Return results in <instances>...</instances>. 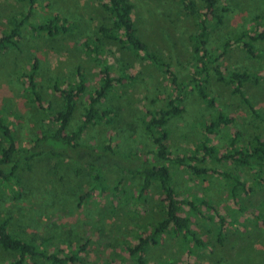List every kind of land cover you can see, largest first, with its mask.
<instances>
[{"label": "rangeland", "instance_id": "374dc122", "mask_svg": "<svg viewBox=\"0 0 264 264\" xmlns=\"http://www.w3.org/2000/svg\"><path fill=\"white\" fill-rule=\"evenodd\" d=\"M192 1L198 11L188 15L179 0H131L137 34L149 50L169 62L181 80L192 71V35L204 13L203 1ZM24 8L23 0H0V31L8 27L6 18L19 15ZM33 8L29 24L48 20L58 11L70 22L71 29L55 38H45V35H31L29 28L23 26L18 48L0 53V110L17 145L22 147L46 127L49 115L28 101L21 73L30 66V59L36 57V84L43 104L49 103L53 111L60 107V98L50 85L73 83L75 67L80 65L87 79L86 91L80 98L78 113L81 112L98 81V64L84 55L81 42L92 37L95 26L105 16L97 0H34ZM217 8L221 22L212 21L208 47L214 54H220L223 43H228L220 54L221 69L225 73L246 71L252 75L241 86L252 108L237 93H232L233 86L220 83L210 75L207 92L213 105L207 106L196 90L191 89L181 102V113L167 123L169 149L173 154L192 153L204 140L205 125L218 115L229 116L232 122L215 125L213 132L207 134L216 152L227 150L236 131L237 147H248L254 136L264 138V39L253 38L264 26V0H218ZM245 43L252 45L251 52ZM103 46L107 52L105 61L112 65L114 73H121V63L128 62L129 73L134 76L131 82H120L122 85L115 82L114 89L98 101V107H110L119 113L116 121L90 125L84 135L92 146L112 145L114 163L101 171L103 177L98 185L92 182L87 169L75 172V167L67 161L57 163L41 158L34 166L38 178L35 184L31 183L28 172H19L21 188L28 184L33 190L38 188V194L23 195V199L14 202L2 201L0 210H8L11 231L21 238L33 239L47 252L58 250L57 254H62L78 250L86 262L82 264H103L108 260H114L115 264H135L124 247L134 243L159 217V193L154 187L145 197L138 195V175L121 166L134 168L143 161L141 151L153 149L141 130L140 119L146 108L162 104L168 80L159 68L120 49L116 42ZM77 119L78 114L71 129ZM255 159L251 165L239 166L206 158L203 164H198L207 169L201 175L169 164L177 197L186 198L195 206L192 209L182 204L180 214L188 217L190 228L205 245L197 246L193 241H182L179 234L168 233L159 244L147 249L148 262L264 264V161ZM258 162L262 173L257 178L253 164ZM227 171L240 175L245 182L247 191L240 196V203L229 197L228 180L220 174ZM87 184L91 194L77 204V196ZM3 187L0 186V192L3 191L0 195L10 197ZM200 198H208L225 217L221 241L216 238L217 218ZM12 256L13 253L0 249V264H7ZM35 263L47 264L41 259Z\"/></svg>", "mask_w": 264, "mask_h": 264}, {"label": "trees", "instance_id": "16d2710c", "mask_svg": "<svg viewBox=\"0 0 264 264\" xmlns=\"http://www.w3.org/2000/svg\"><path fill=\"white\" fill-rule=\"evenodd\" d=\"M25 8L19 15L6 18L7 29L0 31V53L18 48L22 37V27L27 26L31 35H45L55 38L60 33L68 32L70 22L56 11L50 19L43 22L34 21L29 24V18L33 15L34 0H23ZM105 12L104 21H100L93 30L92 37H88L81 42L84 55L93 58L98 64V81L93 86L92 92L88 96L87 103L80 108V98L86 91L87 79L80 65L75 67V81L73 83L59 86L52 83L51 90L60 98L58 109L50 108V104H43L44 99L36 84V72L38 60L36 57L30 59V66L21 73L26 83L28 101L37 108H41L48 116L46 127L39 135L29 140L25 147L16 143L14 133L0 110V186H4V192H8L10 197L0 195V202L9 200L11 202L23 199V195L38 194L39 189H31L27 184L20 186L22 177L19 172H28L31 183L38 181L35 174V163L41 158L44 161L53 160L57 163L67 161L75 167V172L80 169H87L92 182L100 185L102 180V170L113 164L115 150L112 145L105 143L101 145H91L84 138L85 132L90 125L99 122L110 124L116 121L118 112L110 107H98V101L114 89L115 82H131L134 76L129 73L130 64L122 62L121 73H114L112 65L105 61L106 51L103 45L110 41L116 42L120 49L127 50L139 59L146 60L153 66L160 69L165 74L168 83L167 91L164 94L163 102L160 106L146 108L144 115L140 119L141 130L150 141L153 149L141 151L143 161L133 167H125L127 171L137 174L139 177L138 195L146 196L154 187L159 193L158 206L159 217L149 224L146 231L141 232L134 243L126 244L127 256L135 264H172L166 260L149 263L146 258V251L149 247L159 244L165 234H179L182 241H193L197 246H204L205 243L190 228L189 219L180 214L182 204L194 209L195 206L186 198H178L172 181L170 165L183 167L193 174L201 175L207 172L205 167H199L206 158L215 161H230L239 166L251 165L253 158L264 161V138L254 136L248 143V147H237L235 145L237 136H231L227 150L218 153L210 146L207 134L213 132L214 126L218 124L226 125L232 122L229 116L218 115L213 121L205 125L204 140L189 154H173L169 149V129L167 123L173 117L178 116L182 109V100L191 89L196 90L198 96L203 99L207 106H212L213 101L207 92L208 77L213 75L216 81L225 85L233 86L232 93H237L239 97L250 108L251 105L244 97L241 86L252 78L246 71H229L225 73L221 69L220 54H223L228 43H223L220 54H214L208 47L209 32L212 21L216 24L221 22L220 16L216 14L218 0H202L204 13L197 24V31L192 35L193 59L190 63L191 70L185 80H181L171 68L169 62L160 58L154 51L148 49L147 44L137 34L136 26L132 18L133 4L131 0H97ZM184 12L188 15L195 14L198 9L192 0H179ZM253 38L264 39V26ZM249 52L252 45L245 43ZM123 83H120L122 85ZM191 85V86H189ZM52 111V112H51ZM253 113V111H252ZM75 127L70 128L73 120L77 117ZM151 158V159H150ZM255 159V160H256ZM197 164V165H195ZM256 166L257 178L261 177L260 162L254 163ZM128 168V169H127ZM229 183V197L240 203V196L246 193V185L240 175L230 171L220 173ZM24 181V180H23ZM259 181V180H258ZM87 184L85 189L79 192L77 204L91 194V188ZM6 188V189H5ZM3 192V191H1ZM0 192V193H1ZM46 198L47 195H46ZM208 210L213 211L217 218V241H221L222 227L225 224V217L219 214L215 205L208 198L198 199ZM52 203V202H51ZM50 205V204H49ZM264 207V202L262 203ZM246 210V209H245ZM8 211V210H7ZM0 210V249L13 253L7 264L35 263L36 259H41L47 264H82L86 263L82 256L78 255V250L67 251L57 254L59 251L47 252L39 248L38 244L31 238H21L10 230L9 213ZM7 212V213H6ZM80 248H83L81 246ZM79 248V249H80ZM103 264H115L114 260L104 261Z\"/></svg>", "mask_w": 264, "mask_h": 264}]
</instances>
